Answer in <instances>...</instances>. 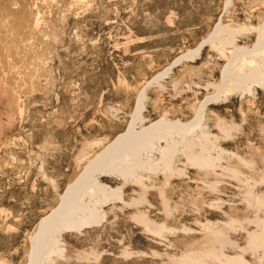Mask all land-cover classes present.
I'll list each match as a JSON object with an SVG mask.
<instances>
[{
    "label": "rangeland",
    "instance_id": "374dc122",
    "mask_svg": "<svg viewBox=\"0 0 264 264\" xmlns=\"http://www.w3.org/2000/svg\"><path fill=\"white\" fill-rule=\"evenodd\" d=\"M263 28L264 0H0V264H29L87 166L161 120L194 125L161 169L99 176L121 197L48 264H264V81L223 84L240 48L264 71Z\"/></svg>",
    "mask_w": 264,
    "mask_h": 264
},
{
    "label": "bare ground",
    "instance_id": "6f19581e",
    "mask_svg": "<svg viewBox=\"0 0 264 264\" xmlns=\"http://www.w3.org/2000/svg\"><path fill=\"white\" fill-rule=\"evenodd\" d=\"M232 35L234 32L219 26L209 41H219L223 48H227L232 44L230 39ZM258 44L264 47V28L259 36ZM250 53L242 48L233 52L224 71L223 84L230 83L235 91H239L246 90L255 83H263V67L244 62V58ZM193 125L194 122L178 124L161 120L142 129L141 132L130 130L126 136L107 147L71 185L59 206L40 221L31 237L32 249L29 264H48L65 233L80 230L84 225L100 219L102 205L114 197H121L120 189L112 190L101 182L99 176L118 175L127 180L143 169H161L160 165L154 164L153 161L152 163L150 159L151 154L158 149V141L163 139L173 143L175 133H187ZM166 156L167 159L172 160L171 155L166 153ZM189 159L196 165H204L210 161L205 158V153L189 157ZM144 221L148 224L146 217ZM161 229H163L162 226L159 230Z\"/></svg>",
    "mask_w": 264,
    "mask_h": 264
}]
</instances>
